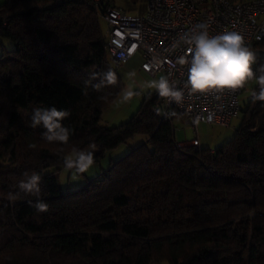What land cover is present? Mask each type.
Returning a JSON list of instances; mask_svg holds the SVG:
<instances>
[{"label":"trees","instance_id":"16d2710c","mask_svg":"<svg viewBox=\"0 0 264 264\" xmlns=\"http://www.w3.org/2000/svg\"><path fill=\"white\" fill-rule=\"evenodd\" d=\"M106 8L94 0L0 6V41L13 45L0 53V264H264V101L251 98L233 139L214 151L176 141L173 125L153 113L157 93L130 121L104 126L103 111L124 87L118 76L99 91L90 80L116 72L100 23ZM34 107L70 112L67 144L31 127ZM137 136L146 141L82 188L61 189V157L72 148L93 150L99 163ZM25 172L41 175L48 211L37 213L32 196L8 199Z\"/></svg>","mask_w":264,"mask_h":264},{"label":"built area","instance_id":"2783aa9c","mask_svg":"<svg viewBox=\"0 0 264 264\" xmlns=\"http://www.w3.org/2000/svg\"><path fill=\"white\" fill-rule=\"evenodd\" d=\"M94 1L107 6L102 17L108 25L107 49L113 66H121L140 53L143 73L152 78L164 73L184 91L181 103H169L163 98L162 104L153 109L159 120L170 122L175 133L174 121L181 119L185 129L194 131L196 136L189 144L196 148H201L199 124L230 126L241 112L245 86L220 92H190L185 84L192 53L188 44L178 41L195 25L203 23L210 35L239 32L252 51L264 56L263 50L255 49L264 45V0H149L143 16L128 15L109 0ZM181 60L186 62L181 64ZM158 108L160 113L156 111Z\"/></svg>","mask_w":264,"mask_h":264},{"label":"clouds","instance_id":"9594fccd","mask_svg":"<svg viewBox=\"0 0 264 264\" xmlns=\"http://www.w3.org/2000/svg\"><path fill=\"white\" fill-rule=\"evenodd\" d=\"M179 42H184L190 46L192 53L188 67V78L185 87L192 93H208L213 90L223 91L238 90L244 88L250 80H255L259 86L258 91L252 92L254 101H264V65L254 70L253 65L257 61V54L246 44L244 37L237 31H224L216 35H210L206 24H197L191 31L182 36ZM175 46V45H174ZM181 60L180 63H185ZM130 78H134L136 73H128ZM99 80L93 88L99 91L107 85L117 83L116 72L109 67L103 72H92L90 80ZM86 81V85L90 83ZM147 88L155 89L161 98H167L169 103H181L184 99V91L170 82L167 77L147 82ZM141 91L144 85L140 86ZM86 94V92H85ZM140 91L127 88L122 92V103L130 101L134 96L140 95ZM105 99V97H101ZM157 113L161 109H156ZM166 116L169 113H164ZM175 113H171L174 115ZM70 116L68 110L57 109L56 107L42 108L34 107L30 117V125L33 128L42 127L44 129L42 138L49 143L59 142L67 144L72 130L64 126L63 121ZM30 148H35V144H30ZM95 149V145L90 146ZM63 168L66 172L73 174V178L82 176L89 172L95 164L93 150H83L72 148L70 153L61 157ZM41 175L36 172L31 174L25 172L24 179L20 180L16 187L18 192H10L8 199L15 201L21 194L35 197V201L28 203L37 213L48 211V205L41 197Z\"/></svg>","mask_w":264,"mask_h":264},{"label":"rangeland","instance_id":"374dc122","mask_svg":"<svg viewBox=\"0 0 264 264\" xmlns=\"http://www.w3.org/2000/svg\"><path fill=\"white\" fill-rule=\"evenodd\" d=\"M114 2L118 8L122 9L125 13L131 16H143L147 12L148 0H111ZM101 29L103 34L106 36L108 31V25L104 18H100ZM13 48L11 42L7 40L0 41V53L3 50L9 51ZM264 51V50H263ZM110 60V58H109ZM111 62V61H110ZM143 62V57L139 53L133 59L129 60L127 63L121 66H115L116 74L121 79L124 84L123 90L127 88H132L135 91H140L141 94L134 96L130 101L122 103V92L117 97V99L103 111L102 124L106 127L113 128L118 127L128 121H130L134 115L140 110L143 100L146 96L153 95L156 93L155 89L147 88V82L151 80H158L162 76L165 77L164 73L159 74L157 77L152 78L145 75L140 71L141 64ZM112 64V62H111ZM113 65V64H112ZM135 72L136 76L130 78L128 73ZM144 85L143 91H141L140 86ZM255 80H250L245 84V89L241 97V105L244 107L248 101L252 98V92L256 87ZM241 114L234 117L230 123L229 127L219 126V125H209V124H199L198 125V138L201 143V147L214 151L227 142L231 141L236 133V130L241 122ZM175 126V137L178 142H185L186 140L191 141L195 138L194 131L190 128L185 129V126L181 119H176L174 121ZM146 141V137L137 136L135 139L130 140L127 144L122 145L118 149H115L109 153L107 156L101 160L99 163H95L89 172L83 174L82 176L73 178V174L63 170L57 175L58 183L61 189L66 192L68 190H78L86 185L87 181L94 179L99 176L103 171H106L110 164L116 162L126 154H128L132 148L138 147Z\"/></svg>","mask_w":264,"mask_h":264},{"label":"crops","instance_id":"0c3cea01","mask_svg":"<svg viewBox=\"0 0 264 264\" xmlns=\"http://www.w3.org/2000/svg\"><path fill=\"white\" fill-rule=\"evenodd\" d=\"M114 6H116L117 7V5L114 3V2H112L111 0H109ZM232 1H234V2H240V1H247V0H232ZM4 3V0H0V6L2 5ZM148 3H149V0H148ZM147 8H148V4H147ZM146 8V9H147ZM134 58V57H133ZM132 58V59H133ZM131 60V59H130ZM143 63V62H142ZM141 71V70H140ZM142 72V71H141ZM145 74V73H144ZM146 75V74H145ZM148 76V75H147ZM176 135V134H175ZM176 138V137H175ZM178 142V141H177ZM189 142L190 141H188V140H186L185 142H179L180 143V145H186V144H189Z\"/></svg>","mask_w":264,"mask_h":264}]
</instances>
